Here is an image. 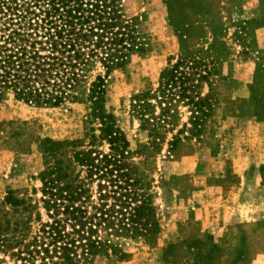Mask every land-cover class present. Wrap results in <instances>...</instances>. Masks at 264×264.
Listing matches in <instances>:
<instances>
[{"label": "rangeland", "instance_id": "obj_1", "mask_svg": "<svg viewBox=\"0 0 264 264\" xmlns=\"http://www.w3.org/2000/svg\"><path fill=\"white\" fill-rule=\"evenodd\" d=\"M123 6L143 48L122 67L109 71L90 59L57 107L0 92V222L11 229L3 235L17 228L31 237L51 222L42 174L62 167L71 180H84L77 157L110 153L101 113L114 117L129 144L126 162L150 196L157 228L113 238L119 252L107 249L89 264H264V0H124ZM186 52L215 66L203 88L210 112L194 127L178 103L169 123L152 133L133 114L132 99L154 92L160 74ZM98 79L105 94L97 107L91 90ZM98 184L86 185L92 205ZM0 264L21 262L0 250Z\"/></svg>", "mask_w": 264, "mask_h": 264}, {"label": "trees", "instance_id": "obj_2", "mask_svg": "<svg viewBox=\"0 0 264 264\" xmlns=\"http://www.w3.org/2000/svg\"><path fill=\"white\" fill-rule=\"evenodd\" d=\"M124 0H0V92L12 91L35 106L57 107L90 59L107 70L120 68L128 56L142 50L135 25L127 19ZM216 75L213 63L184 53L159 77L154 92L135 96L133 114L144 127L169 123V111L182 103L194 127L210 112L203 88ZM105 85H92L95 106L103 102ZM155 101L161 117H154ZM100 132L111 148L107 155L80 154L84 180H71L62 167L41 176L45 210L51 222L34 236L0 222V250H9L21 264H89L109 249L119 252L113 238L144 237L156 228L150 196L126 162L129 144L113 116L99 114ZM98 180V204L92 205L87 184ZM91 210H90V209ZM7 224V223H5Z\"/></svg>", "mask_w": 264, "mask_h": 264}, {"label": "crops", "instance_id": "obj_3", "mask_svg": "<svg viewBox=\"0 0 264 264\" xmlns=\"http://www.w3.org/2000/svg\"><path fill=\"white\" fill-rule=\"evenodd\" d=\"M259 165H257V167H258ZM261 180H262V178H261ZM263 181V180H262ZM263 189H264V186L262 187Z\"/></svg>", "mask_w": 264, "mask_h": 264}]
</instances>
